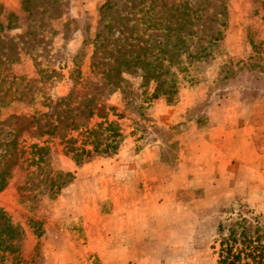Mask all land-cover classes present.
<instances>
[{
  "label": "rangeland",
  "instance_id": "obj_1",
  "mask_svg": "<svg viewBox=\"0 0 264 264\" xmlns=\"http://www.w3.org/2000/svg\"><path fill=\"white\" fill-rule=\"evenodd\" d=\"M105 2L0 0V121L91 86L103 108L90 125L121 129L114 153L82 161L59 137H21L26 151L47 140L51 172L68 181L28 193L33 167L15 166L0 210L18 234L0 239L14 246L0 264H218L221 234L241 218L248 230L264 223V0H211L194 40L221 34L202 58L170 66L171 99L151 97L139 73L119 89L93 75Z\"/></svg>",
  "mask_w": 264,
  "mask_h": 264
},
{
  "label": "trees",
  "instance_id": "obj_2",
  "mask_svg": "<svg viewBox=\"0 0 264 264\" xmlns=\"http://www.w3.org/2000/svg\"><path fill=\"white\" fill-rule=\"evenodd\" d=\"M211 5V0H106L100 15L105 33L96 35L97 46L91 63L93 75H100L106 86L119 89V84L127 82L125 74L139 73L145 85L151 81L155 83L151 97L161 94L171 99L175 79L168 76L170 66L185 54L190 59L202 58L208 45L221 34L220 29L213 28L211 34L198 37L199 42L207 40L206 44H197L194 40L197 37L194 28ZM222 15L224 13L218 10L206 17L215 23ZM192 49L198 51L193 53ZM83 90L74 88L51 110L10 115L8 121H0V161L5 163L4 167L0 166V191L8 183L15 166L21 164V159L27 161L26 167H33L26 171L21 191L28 189L30 193L47 188L50 194H56L68 181L64 179L67 173L51 172L47 140L31 143L26 151L19 145L23 135L38 139L59 137L63 151L71 153L75 161H82L92 152L111 154L117 150L121 133L118 123L105 119L91 126L90 120L103 105L91 92V86ZM4 104L7 103L0 99V108ZM49 104L50 101L44 106ZM236 227L241 229L238 231ZM17 229L0 210V239L11 234L8 238L12 242L18 234ZM11 242L8 245L0 242L2 261L5 253L14 250ZM218 242V264H264V223L257 222L254 229L248 230L246 220L241 218L226 235H220Z\"/></svg>",
  "mask_w": 264,
  "mask_h": 264
}]
</instances>
